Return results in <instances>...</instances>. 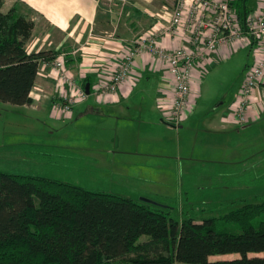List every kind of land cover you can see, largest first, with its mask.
<instances>
[{
    "label": "trees",
    "instance_id": "16d2710c",
    "mask_svg": "<svg viewBox=\"0 0 264 264\" xmlns=\"http://www.w3.org/2000/svg\"><path fill=\"white\" fill-rule=\"evenodd\" d=\"M3 6L0 0V102L28 106L40 64L56 56L28 53L35 24L17 5ZM231 6L243 26L249 0ZM251 166L252 178H264L263 158ZM232 207L197 221L182 205L178 221L169 206L0 173V264H264V200ZM226 255L238 258L210 260Z\"/></svg>",
    "mask_w": 264,
    "mask_h": 264
},
{
    "label": "crops",
    "instance_id": "0c3cea01",
    "mask_svg": "<svg viewBox=\"0 0 264 264\" xmlns=\"http://www.w3.org/2000/svg\"><path fill=\"white\" fill-rule=\"evenodd\" d=\"M262 2L263 0H249L250 14L256 12ZM175 3L176 0H122L113 4L105 0H4L2 11L7 12L17 5L20 11L28 15L35 24L31 38L26 45L28 53L46 52L54 54L56 58L61 54L65 55V66L70 75L84 90L87 86L89 89L86 100L76 104L73 108L78 110L84 108L88 114H98L104 122H110L109 125L115 128L116 134L120 132L125 134L123 143L115 154L138 155L142 158L159 160L169 158L166 156L169 154L153 148L152 145H156L158 140L155 136L159 133L179 134L181 132L166 123L174 95V87L166 65L154 59L150 54L143 53L135 59L128 81L116 93L99 95L95 89L112 77L119 63L139 37L169 26ZM159 44L168 50L179 47L188 48L189 39L178 32L163 35L159 38ZM245 52H248L252 60L251 64L254 65L257 48L252 41L246 39L219 46L206 61L197 64L193 72L189 107L182 124V126H187V130H190L191 123L197 115L194 110L199 109L200 99L211 92L209 89L211 78L223 72L226 73L230 67L223 66ZM251 64L245 65L244 72L247 73ZM246 73L243 74L246 75ZM241 85L233 95L234 99ZM150 92L154 95H150ZM69 96L70 94L59 84L52 63L42 62L30 94L32 104L14 107L24 110L36 121H44L50 123L52 127H59L65 121H71L75 117L74 111L61 114L57 109L66 103ZM234 102L235 100L232 104L217 106L205 115L201 120V123L205 122V129L200 130L201 124H199L198 131L205 134V139L209 137L217 139L215 142L217 146H214V149L218 153L225 154L217 160L216 163L219 165L235 167L260 152L262 153L257 155L256 159L257 161L262 158L264 160V142L258 148L260 150L251 157L241 161L227 158L229 157L227 154L232 153L233 155L236 151L235 148L238 145L233 141L234 139L240 140L241 131L239 129L247 132L252 125H256L262 126L264 130V87L256 90L243 125H239L235 118ZM199 132L196 134L197 137ZM143 137L144 140H142ZM135 139L137 142L145 141L150 146L139 144L137 147L140 149L135 150L133 145H129L130 141ZM181 143L182 140H179L177 147L179 153ZM92 152L94 151L89 150V154H93ZM181 159L179 154L176 160ZM153 177L155 176L152 172L143 174L141 182L151 183ZM144 192L141 191V193ZM123 198L134 200L130 195ZM201 220L197 219V221ZM237 258L238 255H226L214 256L210 260Z\"/></svg>",
    "mask_w": 264,
    "mask_h": 264
},
{
    "label": "rangeland",
    "instance_id": "374dc122",
    "mask_svg": "<svg viewBox=\"0 0 264 264\" xmlns=\"http://www.w3.org/2000/svg\"><path fill=\"white\" fill-rule=\"evenodd\" d=\"M248 55V52L237 55L223 66L230 67L226 73L211 78V92L200 99L190 130L184 125L177 128L181 131L179 134L159 133L155 136L158 140L153 148L169 154L166 155L169 158L159 160L115 154L125 134H116L110 122H104L98 114H88L84 108H72L75 117L71 121L52 127L50 123L34 120L22 109L0 102V173L45 178L92 193L130 195L137 201L147 199L173 208L171 213L178 221L182 219L181 204L186 206V212L193 214L192 218L199 220L218 218L241 200L259 204L264 200V178H252L249 172H253L251 165L253 161L258 163L256 157L262 153L256 154L264 142L263 127L252 125L247 132L239 129L240 140L233 141L238 145L236 151L233 155L227 154V158L241 161L256 155L235 167L217 164V160L225 156L214 149L217 139H205V134L198 131L199 124L200 130L205 129V122L201 123L205 115L217 106L232 104L235 100L233 95L246 73L244 67L252 62ZM150 95L154 93L150 92ZM142 140L137 142L135 139L129 145L135 150L140 149L139 144L150 146ZM179 140H182L180 153L177 150ZM89 150H93V154H89ZM179 154L182 159L177 161ZM234 169L247 175L235 177L236 174L232 175ZM148 172L155 176L151 183L141 182L142 175ZM187 202L190 205H186ZM146 240L142 237L140 242Z\"/></svg>",
    "mask_w": 264,
    "mask_h": 264
},
{
    "label": "built area",
    "instance_id": "2783aa9c",
    "mask_svg": "<svg viewBox=\"0 0 264 264\" xmlns=\"http://www.w3.org/2000/svg\"><path fill=\"white\" fill-rule=\"evenodd\" d=\"M109 4L122 0H105ZM234 0H176L168 27L149 32L135 41L119 63L112 77L95 89L99 95L116 93L128 81L135 59L143 53L166 65L172 80L174 95L166 123L181 128L189 107L193 72L198 63L206 61L219 46L246 39L257 48L255 64L244 77L234 102V114L239 125L246 122V114L257 89L264 87V0L260 8L249 14L243 26L231 6ZM182 33L189 39V47L168 50L159 44L167 34ZM59 84L70 94L66 103L57 109L61 114L71 112L73 106L86 100L84 88L70 75L65 55L51 62Z\"/></svg>",
    "mask_w": 264,
    "mask_h": 264
},
{
    "label": "water",
    "instance_id": "95a60500",
    "mask_svg": "<svg viewBox=\"0 0 264 264\" xmlns=\"http://www.w3.org/2000/svg\"><path fill=\"white\" fill-rule=\"evenodd\" d=\"M245 20V19H244ZM85 93L86 95H89V89H88V86L85 88ZM142 202H145V203H148V204H156L150 200H147V199H142Z\"/></svg>",
    "mask_w": 264,
    "mask_h": 264
}]
</instances>
